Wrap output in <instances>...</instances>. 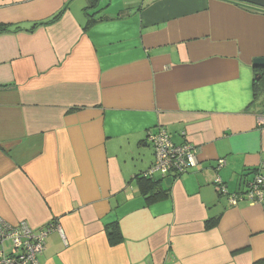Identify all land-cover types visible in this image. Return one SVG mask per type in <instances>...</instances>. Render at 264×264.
I'll return each mask as SVG.
<instances>
[{"label":"crops","instance_id":"1","mask_svg":"<svg viewBox=\"0 0 264 264\" xmlns=\"http://www.w3.org/2000/svg\"><path fill=\"white\" fill-rule=\"evenodd\" d=\"M259 56L264 11L237 0H0V218L54 222L39 264H264V200L214 185L264 177ZM160 129L199 164L148 204Z\"/></svg>","mask_w":264,"mask_h":264},{"label":"built area","instance_id":"2","mask_svg":"<svg viewBox=\"0 0 264 264\" xmlns=\"http://www.w3.org/2000/svg\"><path fill=\"white\" fill-rule=\"evenodd\" d=\"M260 120L264 122V116H261ZM148 142L154 149V162L147 169V175L163 176L172 173L176 177L199 164L194 148L185 143H173L164 129L149 135ZM224 164V159H218L215 168L219 169ZM214 182L217 185L222 184L219 176L214 179ZM263 184L264 177L256 174L249 184L247 197L249 202L256 203L264 200V190L261 188ZM222 188L224 189V186ZM237 202L238 196H229L230 205H237ZM54 225L52 222L39 230H33L24 220L10 224L0 218V264H39L38 255L44 249L46 236L53 227H56Z\"/></svg>","mask_w":264,"mask_h":264},{"label":"trees","instance_id":"3","mask_svg":"<svg viewBox=\"0 0 264 264\" xmlns=\"http://www.w3.org/2000/svg\"><path fill=\"white\" fill-rule=\"evenodd\" d=\"M92 5L95 6L96 1L95 2L92 1V4H90L89 6H92ZM62 12H63V9L58 11L50 19H47V20H45V22H40V23L52 22V21L56 20L62 14ZM90 16H93V14L92 13L88 14V17H90ZM91 18H89L88 23L92 21ZM257 71H261V73H259L257 75L258 79L254 80V94H255L256 99H258L264 93V68H257ZM260 116H264V114H262V112H261ZM146 172H147V170L142 171L141 173H138L134 176V178L138 181L139 187H140V189L144 195L146 202L148 204H151V203L160 201V200L168 197L170 194V189H169L168 185H163V181L168 180V179H169V181H171L175 177V174L171 173V174L163 175V176L158 175L159 177H156V175H147ZM253 172H254V176L251 179L247 180V182L244 184L245 189H243V190H236L234 192H229L227 190L225 183L222 180H221L222 184H220V185H217L214 182V185L216 187L218 194L220 196H225L227 204L229 206H235V205L229 204V196L230 195L238 196L237 204L241 203V202L252 203V202H249V199L247 198L248 197V191L250 188L249 184L253 181L255 175L259 174L258 169H253ZM240 182H243V181H240ZM222 186H224V189L222 188ZM261 188H262V190H264V184L261 186ZM256 203H258V202H256ZM216 222H217L216 217H210L208 220H206L205 226L207 228L213 227L214 225H216ZM105 230H106L108 240L112 245L117 244L122 239L117 221H113L110 224H107L105 226Z\"/></svg>","mask_w":264,"mask_h":264},{"label":"water","instance_id":"4","mask_svg":"<svg viewBox=\"0 0 264 264\" xmlns=\"http://www.w3.org/2000/svg\"><path fill=\"white\" fill-rule=\"evenodd\" d=\"M244 2L246 4L252 5L264 11V0H237ZM252 66L254 68H264V56L256 57L252 60ZM256 79H258L257 73L255 74Z\"/></svg>","mask_w":264,"mask_h":264},{"label":"rangeland","instance_id":"5","mask_svg":"<svg viewBox=\"0 0 264 264\" xmlns=\"http://www.w3.org/2000/svg\"><path fill=\"white\" fill-rule=\"evenodd\" d=\"M259 100L261 102V106H260L261 111L260 112H262V114H264L263 113L264 112V93L259 97Z\"/></svg>","mask_w":264,"mask_h":264},{"label":"flooded vegetation","instance_id":"6","mask_svg":"<svg viewBox=\"0 0 264 264\" xmlns=\"http://www.w3.org/2000/svg\"><path fill=\"white\" fill-rule=\"evenodd\" d=\"M259 73H261V71H257V75H258Z\"/></svg>","mask_w":264,"mask_h":264}]
</instances>
